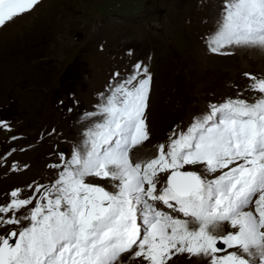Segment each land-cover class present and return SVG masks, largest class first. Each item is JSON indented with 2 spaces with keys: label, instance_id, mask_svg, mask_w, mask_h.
Wrapping results in <instances>:
<instances>
[{
  "label": "snow or ice",
  "instance_id": "obj_1",
  "mask_svg": "<svg viewBox=\"0 0 264 264\" xmlns=\"http://www.w3.org/2000/svg\"><path fill=\"white\" fill-rule=\"evenodd\" d=\"M40 2L0 0V28ZM221 16L210 51L264 50V0H226ZM245 75L260 94L254 103L210 104L142 159L133 150L150 139L153 77L136 63L87 114L104 119L84 133L83 149L48 166L61 169L54 183L37 185L38 198L15 189L0 205V229L15 226L0 235V264H175L184 254L206 264H264V79Z\"/></svg>",
  "mask_w": 264,
  "mask_h": 264
},
{
  "label": "rangeland",
  "instance_id": "obj_2",
  "mask_svg": "<svg viewBox=\"0 0 264 264\" xmlns=\"http://www.w3.org/2000/svg\"><path fill=\"white\" fill-rule=\"evenodd\" d=\"M225 2L41 0L0 28V205L15 189L21 198H38L37 185L54 183L61 169L48 166L64 163L61 152L70 159L73 146L83 149L84 133L104 119L87 114L98 112L101 94L106 102L136 63L148 67L153 82L146 111L150 139L134 158L144 151L150 156L139 158L155 157L158 144L173 130L186 131L210 104L260 98L245 73L264 79V50L210 51L215 12L221 18ZM196 167L186 166L201 171ZM92 182L113 190L108 181ZM193 258L181 255L180 263Z\"/></svg>",
  "mask_w": 264,
  "mask_h": 264
},
{
  "label": "bare ground",
  "instance_id": "obj_3",
  "mask_svg": "<svg viewBox=\"0 0 264 264\" xmlns=\"http://www.w3.org/2000/svg\"><path fill=\"white\" fill-rule=\"evenodd\" d=\"M224 3V2H223ZM221 6H222V4H221ZM224 7V6H223ZM217 9V8H216ZM217 11H218V9H217ZM215 12V11H214ZM219 12V11H218ZM222 12V11H221ZM216 13V15L214 16V19H215V23H216V21L218 20V25L217 24H215L214 23V25H215V27H214V36H215V34H216V32H217V30L219 29V26H220V22H221V19H222V16H221V18L218 16L219 15V13H217V12H215ZM33 22H35V21H33ZM32 24V23H31ZM234 48V50H232V51H235V49L236 48H238L239 49V52H240V50H244L246 47H233ZM232 48V49H233ZM238 49H237V51H238ZM238 52V53H239ZM158 140V139H157ZM138 149V148H137ZM134 150H136V149H134ZM133 150V151H134ZM141 150V149H140ZM148 152H146V151H144V152H140V154L138 155L139 157H142V156H150V153L149 154H147ZM147 154V155H146ZM138 157V158H139ZM195 168H197V167H195ZM199 169H200V167H198ZM180 257L181 256H179V257H173V261L175 262V264H183V263H180ZM188 257V256H187ZM193 261H191L190 263H187V264H200L201 262H203L204 260H202V259H200V258H197V257H195V258H193L192 259Z\"/></svg>",
  "mask_w": 264,
  "mask_h": 264
},
{
  "label": "water",
  "instance_id": "obj_4",
  "mask_svg": "<svg viewBox=\"0 0 264 264\" xmlns=\"http://www.w3.org/2000/svg\"><path fill=\"white\" fill-rule=\"evenodd\" d=\"M220 246V245H219Z\"/></svg>",
  "mask_w": 264,
  "mask_h": 264
}]
</instances>
